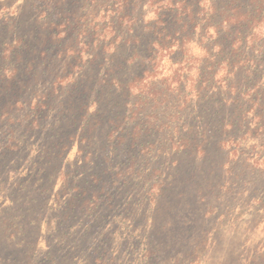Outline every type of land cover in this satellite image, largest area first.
Wrapping results in <instances>:
<instances>
[{
    "label": "rangeland",
    "instance_id": "1",
    "mask_svg": "<svg viewBox=\"0 0 264 264\" xmlns=\"http://www.w3.org/2000/svg\"><path fill=\"white\" fill-rule=\"evenodd\" d=\"M262 1L0 0V264H264Z\"/></svg>",
    "mask_w": 264,
    "mask_h": 264
},
{
    "label": "trees",
    "instance_id": "2",
    "mask_svg": "<svg viewBox=\"0 0 264 264\" xmlns=\"http://www.w3.org/2000/svg\"><path fill=\"white\" fill-rule=\"evenodd\" d=\"M231 6L232 5H230V7ZM248 13H252V15H249ZM261 13H263V15H260ZM233 15L234 20H238V22L243 21V23L245 22L247 25H251L249 28L256 30L258 33L257 35L264 38V2L253 6L252 11L241 12L240 9L238 11L235 10Z\"/></svg>",
    "mask_w": 264,
    "mask_h": 264
}]
</instances>
